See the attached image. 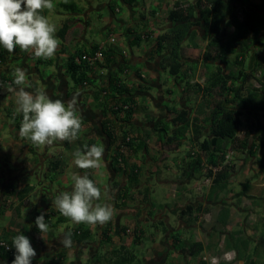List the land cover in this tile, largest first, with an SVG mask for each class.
Here are the masks:
<instances>
[{
	"label": "crops",
	"instance_id": "1",
	"mask_svg": "<svg viewBox=\"0 0 264 264\" xmlns=\"http://www.w3.org/2000/svg\"><path fill=\"white\" fill-rule=\"evenodd\" d=\"M175 1L53 0L54 11L46 10L44 15L58 26L61 43L56 55L37 59L17 47L15 55L0 66V239L13 248L12 259L0 249V264H12L16 254L12 238L18 233L29 238L35 249L31 264H208L204 260L208 257H218V264H264V167L256 164L255 157L227 149V142L226 149L234 152L229 161L234 166L232 175L226 188L211 196L213 183L207 169L184 168L189 143L169 148L156 130L160 122H170L174 110L187 111L189 119L206 116L207 109L192 86L202 85L216 67L203 59L207 39L200 29L194 40L197 48L189 43L182 46L179 76H171L163 67L165 54L154 51V42L169 28L166 18ZM63 24L68 31L60 38ZM231 30L229 26L227 34ZM258 40L264 43V33ZM94 47L116 48L123 57L97 70L91 86L75 85L67 72L68 60ZM255 51L264 54V45H257ZM255 51L245 57L247 70ZM16 68L26 72L32 85L27 91L43 90L65 102L76 97L83 124L77 140L37 147L20 137L22 114L16 112L14 93L7 90L9 85L17 87L10 81ZM101 73L123 78L134 96L130 136L146 144L139 152L120 148L125 173L111 166L117 143L108 147L100 169L81 170L73 164L77 150L104 146L106 140L101 132L102 106L94 93L104 80L99 78ZM139 84L145 90H138ZM253 120L257 128L264 125L260 116ZM254 136L264 135L257 130ZM261 154L264 150L258 147L255 156ZM57 162L54 170L52 163ZM130 167L135 168V183ZM74 173L87 174L101 187L99 202L116 209L108 223L73 224L56 209L52 199L72 190ZM243 185L248 187L245 193ZM187 207L196 210L190 219H181ZM41 213L49 226L47 233H40L35 225ZM68 233L71 246L65 247L60 240ZM225 254L231 259L226 260Z\"/></svg>",
	"mask_w": 264,
	"mask_h": 264
},
{
	"label": "trees",
	"instance_id": "2",
	"mask_svg": "<svg viewBox=\"0 0 264 264\" xmlns=\"http://www.w3.org/2000/svg\"><path fill=\"white\" fill-rule=\"evenodd\" d=\"M166 19L170 26L156 38L154 51L165 54L162 59L163 67L171 76L178 77L180 74L182 46L189 43L193 48L198 47L194 42L197 29L203 31L207 39L203 59L216 67L202 85L192 86L194 94L200 96L207 109L206 116L200 120L189 119L187 111L174 110L170 113L173 115L170 122H160L159 129H155L161 133L164 145L169 148L178 147L184 141L189 143V162L184 164V168H206L207 176L212 177L211 196H214L226 188L232 175L234 166L225 163V155L229 150H237L249 158L255 157L256 164L264 167V154L255 156L258 147L264 150V136H254L257 130L264 135V125L257 128L253 122L254 116L264 118V54L255 51L257 45H264L258 40L259 35L264 33V0H176ZM229 26L232 30L227 34ZM67 31V24H63L59 37L64 38ZM98 49L102 52L101 62L89 65L81 59L82 55H92ZM251 50L255 51L254 61L251 69L247 70L244 61ZM15 53L16 49L13 53H8L0 47V66L7 61L9 55ZM230 56H234V59L231 60ZM119 57L123 56L116 48L94 47L70 57L67 72L75 85L91 86L96 83L94 75L97 70L117 64ZM121 67H118V73ZM118 73H109L108 77L101 73L99 78L104 80L97 82L94 93L102 106L101 132L109 146L117 143L111 166L115 172L125 173L126 163L120 148L139 152L146 144L143 140L130 136L129 128L135 113L134 96ZM252 82L257 86L250 84ZM137 89L145 90L143 84H139ZM125 105L129 108L124 109ZM58 166V162L52 163L54 170ZM212 169L216 171L213 173ZM128 170L135 183V168L130 167ZM242 190L245 193L248 187L243 185ZM195 210L187 207L179 217L190 219ZM222 216V221L226 222L224 211ZM6 257L12 259L10 253Z\"/></svg>",
	"mask_w": 264,
	"mask_h": 264
},
{
	"label": "clouds",
	"instance_id": "3",
	"mask_svg": "<svg viewBox=\"0 0 264 264\" xmlns=\"http://www.w3.org/2000/svg\"><path fill=\"white\" fill-rule=\"evenodd\" d=\"M53 0H0V47L13 53L18 47L21 52L30 53L37 59L53 58L60 45L56 36L57 24L50 21L44 12L54 11ZM12 84L7 90L15 95L16 112L22 114L19 135L37 147L49 146L54 142H72L79 138L83 130L82 118L77 114V99L74 96L65 102L52 99L43 90L35 93L27 91L31 83L24 69L16 68ZM102 144L85 145L74 153L73 164L81 169H100L104 156ZM71 191L54 196L52 203L59 213L73 224L88 226L104 225L115 215L116 209L108 203H100L101 187L87 174L74 173L71 177ZM40 233H47L48 224L44 214L35 219ZM60 243L71 246V233ZM16 250L12 264H31L36 256L29 238L17 234L12 238Z\"/></svg>",
	"mask_w": 264,
	"mask_h": 264
},
{
	"label": "built area",
	"instance_id": "4",
	"mask_svg": "<svg viewBox=\"0 0 264 264\" xmlns=\"http://www.w3.org/2000/svg\"><path fill=\"white\" fill-rule=\"evenodd\" d=\"M81 59L83 61H85L87 64L89 65H93L95 64V62H101L103 60L102 57V52L100 49H98L96 52H94V54H84L82 55ZM85 85V83H84ZM129 105V104H127ZM123 106L124 109H128L129 106ZM192 154L194 152H191ZM234 156V152L233 151H229L226 155H225V163L228 164L229 161L232 159V157ZM216 169H213V172H215ZM0 249L2 251H4L5 253H12V246L10 244H8L7 242L3 241L0 239ZM224 258L226 260L231 259V257H229L227 254L224 255ZM204 260L208 263V264H218L219 263V258L218 257H208V258H204Z\"/></svg>",
	"mask_w": 264,
	"mask_h": 264
},
{
	"label": "water",
	"instance_id": "5",
	"mask_svg": "<svg viewBox=\"0 0 264 264\" xmlns=\"http://www.w3.org/2000/svg\"><path fill=\"white\" fill-rule=\"evenodd\" d=\"M106 139V137H105ZM104 146H105V151H104V156H103V160H106V157H107V153H108V147H109V142L108 140L106 139L105 142H104Z\"/></svg>",
	"mask_w": 264,
	"mask_h": 264
},
{
	"label": "rangeland",
	"instance_id": "6",
	"mask_svg": "<svg viewBox=\"0 0 264 264\" xmlns=\"http://www.w3.org/2000/svg\"><path fill=\"white\" fill-rule=\"evenodd\" d=\"M95 1H97V0H95ZM252 2H258L259 0H251ZM250 84H252V85H257L255 82H252V83H250ZM254 116V115H253ZM254 119H255V116H254ZM212 171H213V169H212ZM214 173V172H213Z\"/></svg>",
	"mask_w": 264,
	"mask_h": 264
}]
</instances>
